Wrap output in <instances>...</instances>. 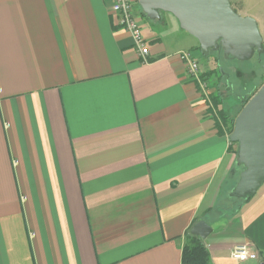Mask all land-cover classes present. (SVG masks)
Listing matches in <instances>:
<instances>
[{
	"label": "crops",
	"instance_id": "1",
	"mask_svg": "<svg viewBox=\"0 0 264 264\" xmlns=\"http://www.w3.org/2000/svg\"><path fill=\"white\" fill-rule=\"evenodd\" d=\"M134 2L147 62L113 0H0V264H184L201 219L210 264H264V183L230 195L244 167L219 120L240 112L217 74L228 57ZM231 3L264 35V0ZM241 245L257 258L234 259Z\"/></svg>",
	"mask_w": 264,
	"mask_h": 264
},
{
	"label": "water",
	"instance_id": "2",
	"mask_svg": "<svg viewBox=\"0 0 264 264\" xmlns=\"http://www.w3.org/2000/svg\"><path fill=\"white\" fill-rule=\"evenodd\" d=\"M152 19L172 13L180 26L195 36L204 52L223 51L225 57L248 60L264 52V39L256 19L240 15L231 0H138ZM230 139L236 142L237 163L244 168L230 193L237 199L255 195L264 183V83L238 113ZM202 239L212 232L203 219L191 228Z\"/></svg>",
	"mask_w": 264,
	"mask_h": 264
},
{
	"label": "built area",
	"instance_id": "3",
	"mask_svg": "<svg viewBox=\"0 0 264 264\" xmlns=\"http://www.w3.org/2000/svg\"><path fill=\"white\" fill-rule=\"evenodd\" d=\"M112 10L119 16L120 26L131 34L133 42L143 61L147 62L151 55V51L147 40L143 35L142 26L138 21L134 0H113ZM181 57L187 63L189 76L198 82L208 104L214 109L215 113H217L216 107L211 98L210 86L203 77L197 59L190 51L181 53ZM219 120L221 121L220 117ZM232 257L236 260L256 259L257 254L251 252L248 246L241 245L233 250Z\"/></svg>",
	"mask_w": 264,
	"mask_h": 264
},
{
	"label": "rangeland",
	"instance_id": "4",
	"mask_svg": "<svg viewBox=\"0 0 264 264\" xmlns=\"http://www.w3.org/2000/svg\"><path fill=\"white\" fill-rule=\"evenodd\" d=\"M262 36L264 39V35ZM167 38L169 37L166 36V40ZM169 40H171V38H169ZM169 43L173 46L176 45L173 40ZM204 59L205 58L202 59L203 62H205ZM221 62L222 65L219 62L216 69L219 77L224 76L223 78L226 84L225 90L228 96L224 106L237 113L241 107L240 101L244 93L255 90L264 79V52L262 54L256 53L253 58L248 60L223 57ZM211 64L215 67L214 59H211Z\"/></svg>",
	"mask_w": 264,
	"mask_h": 264
},
{
	"label": "trees",
	"instance_id": "5",
	"mask_svg": "<svg viewBox=\"0 0 264 264\" xmlns=\"http://www.w3.org/2000/svg\"><path fill=\"white\" fill-rule=\"evenodd\" d=\"M252 95L244 100L240 108V111L243 108V106L246 104V102L252 97ZM215 104L217 107H219L218 106L219 104L217 102ZM218 110H219V116L221 118V123L228 128L230 133H232L234 129L235 119L238 113L232 114L228 110H224V109H218ZM218 125L222 132V126L220 122L218 123ZM236 154H237V150H236ZM182 261L184 264H210V254L204 239H202L199 236L193 235L190 230H188V232L186 233V241L183 247Z\"/></svg>",
	"mask_w": 264,
	"mask_h": 264
}]
</instances>
